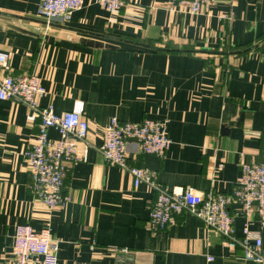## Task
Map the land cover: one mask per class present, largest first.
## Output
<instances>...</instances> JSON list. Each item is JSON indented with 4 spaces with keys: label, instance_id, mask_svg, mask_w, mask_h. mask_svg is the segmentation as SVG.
<instances>
[{
    "label": "crops",
    "instance_id": "obj_1",
    "mask_svg": "<svg viewBox=\"0 0 264 264\" xmlns=\"http://www.w3.org/2000/svg\"><path fill=\"white\" fill-rule=\"evenodd\" d=\"M170 0H130L110 12L84 0L67 22L39 15L41 0H0V48L5 74H38L42 106L61 114L84 101L88 158L68 163L63 193L52 210L33 194L25 151L38 121L30 108L0 100V264H10L16 229L51 228L58 264H264L244 258L224 236L188 212L154 231L156 192L106 162L100 152L112 117L167 122L172 140L163 155L128 144L131 166L156 173L168 188L202 196L231 194L243 162H264V0H219L208 13L169 9ZM50 138H59L55 128ZM84 143H80L83 148ZM222 166V169L219 167ZM238 236L248 219L233 204ZM250 229L261 235L257 214Z\"/></svg>",
    "mask_w": 264,
    "mask_h": 264
},
{
    "label": "built area",
    "instance_id": "obj_2",
    "mask_svg": "<svg viewBox=\"0 0 264 264\" xmlns=\"http://www.w3.org/2000/svg\"><path fill=\"white\" fill-rule=\"evenodd\" d=\"M110 12L128 7L130 0H98ZM219 0H170L169 9L189 14L208 13ZM84 0H41L38 13L48 22H67L71 13L83 6ZM8 53L0 48V100H13L30 108L28 119L38 121L36 142L25 151L31 174V190L35 197L52 210L64 206L70 196L63 193L68 163L87 160L89 121L84 116L85 104L76 100L71 110L61 114L52 105L42 106L40 98L47 94L38 74H5ZM55 128L60 136L53 139L49 129ZM136 140L142 152L163 156L172 140L167 122L144 119L140 122L121 121L112 117L106 130L100 152L106 162L127 169L133 176L134 185L148 183L156 192V201L149 218L154 231L166 229L175 216L188 212L200 218L206 227L224 236L232 248L244 249L246 260L262 263L263 240L250 229V219L257 213L264 226V162H243L242 175L231 194L213 193L202 196L195 188L177 186L168 188L158 182L156 173L147 168L128 163L130 140ZM80 143H84L83 148ZM222 169V166L219 167ZM238 204L248 219L243 234L238 236L231 206ZM10 264H58L59 242L53 238L51 228L35 230L31 225L16 229Z\"/></svg>",
    "mask_w": 264,
    "mask_h": 264
},
{
    "label": "water",
    "instance_id": "obj_3",
    "mask_svg": "<svg viewBox=\"0 0 264 264\" xmlns=\"http://www.w3.org/2000/svg\"><path fill=\"white\" fill-rule=\"evenodd\" d=\"M135 140V139H134Z\"/></svg>",
    "mask_w": 264,
    "mask_h": 264
}]
</instances>
